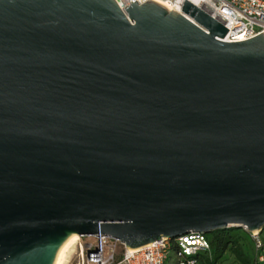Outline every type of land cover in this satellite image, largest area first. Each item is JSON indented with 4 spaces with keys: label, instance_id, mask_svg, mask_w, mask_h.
<instances>
[{
    "label": "water",
    "instance_id": "obj_1",
    "mask_svg": "<svg viewBox=\"0 0 264 264\" xmlns=\"http://www.w3.org/2000/svg\"><path fill=\"white\" fill-rule=\"evenodd\" d=\"M189 0H0V264L264 229V34Z\"/></svg>",
    "mask_w": 264,
    "mask_h": 264
},
{
    "label": "built area",
    "instance_id": "obj_2",
    "mask_svg": "<svg viewBox=\"0 0 264 264\" xmlns=\"http://www.w3.org/2000/svg\"><path fill=\"white\" fill-rule=\"evenodd\" d=\"M148 0H116L122 10L137 2ZM154 1V0H152ZM182 6L185 0H161ZM229 31L222 41L240 42L264 34V0H189ZM259 263H264V242L260 233H251ZM65 264H201V256H211L212 247L207 234L190 232L174 239H162L147 247L129 250L118 239L104 234L78 236Z\"/></svg>",
    "mask_w": 264,
    "mask_h": 264
},
{
    "label": "trees",
    "instance_id": "obj_3",
    "mask_svg": "<svg viewBox=\"0 0 264 264\" xmlns=\"http://www.w3.org/2000/svg\"><path fill=\"white\" fill-rule=\"evenodd\" d=\"M250 236V235H249ZM209 240L212 247L211 256H201V264H218L223 256L230 252L236 259L237 264H264L259 263L258 253L255 250L252 240L255 256H251L242 244V235L235 229L218 230L211 233ZM251 237V236H250ZM252 239V238H251Z\"/></svg>",
    "mask_w": 264,
    "mask_h": 264
},
{
    "label": "rangeland",
    "instance_id": "obj_4",
    "mask_svg": "<svg viewBox=\"0 0 264 264\" xmlns=\"http://www.w3.org/2000/svg\"><path fill=\"white\" fill-rule=\"evenodd\" d=\"M230 229H235L238 230V232L242 235L243 239H242V244L245 248V250L251 255V256H255L254 253V247H253V243H252V239L249 236V234L243 229V228H239V227H231ZM209 236H211V234H209ZM260 237L264 242V229L262 230V232L260 233ZM71 249V248H70ZM69 249V250H70ZM69 251L67 253V257H68ZM67 259V258H66ZM167 264H174L170 259L168 260ZM218 264H237L236 263V259L233 256V254H231L230 252H227L223 258L219 261Z\"/></svg>",
    "mask_w": 264,
    "mask_h": 264
},
{
    "label": "bare ground",
    "instance_id": "obj_5",
    "mask_svg": "<svg viewBox=\"0 0 264 264\" xmlns=\"http://www.w3.org/2000/svg\"><path fill=\"white\" fill-rule=\"evenodd\" d=\"M154 1L162 4L163 6L168 8L169 10L181 11V7L178 5L177 6L168 5V4L163 3L161 0H154ZM78 239H79L78 235L73 236L64 244V246L62 247V249L60 250V252L58 254V257H57L55 264H65L66 258H67V253H68V251H70L69 249L76 243V241Z\"/></svg>",
    "mask_w": 264,
    "mask_h": 264
}]
</instances>
